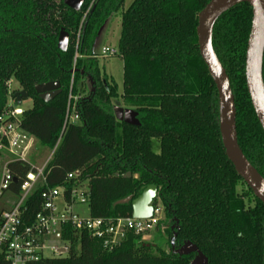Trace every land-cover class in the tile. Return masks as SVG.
Instances as JSON below:
<instances>
[{"label":"trees","instance_id":"16d2710c","mask_svg":"<svg viewBox=\"0 0 264 264\" xmlns=\"http://www.w3.org/2000/svg\"><path fill=\"white\" fill-rule=\"evenodd\" d=\"M63 1L0 0V116L9 98L6 83L13 81L11 96L23 91L32 102L20 116V128L43 147L54 149L44 170L45 182L24 204L23 220L28 224L33 219L46 188L76 186L66 179L74 171L80 173L78 184L88 186L93 218L130 217V203L116 202L136 198L154 185L164 208V220L156 229L163 227L169 251L141 242L142 235L134 233L108 251L86 232L74 236L66 228L63 238L71 241L69 255L36 264H190L195 254L172 253L173 234L176 248L192 243L207 264H264V206L225 154L217 90L198 50L197 15L210 0H133L125 11V0H84L78 12ZM117 13L120 94L100 73L92 51L101 27ZM251 20L246 3L223 13L213 27L212 47L232 91L237 144L264 179V133L244 76ZM61 30L69 37L66 52L57 49ZM262 78L264 84V52ZM80 80L90 85L86 96L77 91ZM55 81L61 93L44 103L34 87ZM113 100L133 109L138 125L116 121ZM68 103L74 104L78 122L64 125ZM4 153L0 149V158ZM5 164L16 180L8 190L16 199L21 180L33 169L12 159ZM127 173L130 178L123 177ZM152 206H158L157 200Z\"/></svg>","mask_w":264,"mask_h":264},{"label":"built area","instance_id":"2783aa9c","mask_svg":"<svg viewBox=\"0 0 264 264\" xmlns=\"http://www.w3.org/2000/svg\"><path fill=\"white\" fill-rule=\"evenodd\" d=\"M111 48L101 50L102 58L113 55ZM13 81L6 83L9 92V103L0 116L3 122L0 129V149H4L12 160L25 162L28 153L33 148L34 138L20 128L22 109L15 105L11 96ZM76 98L69 96V100ZM78 122L74 113V104L68 103L64 125ZM1 140L5 142L2 145ZM54 149L45 164L29 171L21 180L20 191L13 206L0 213V264H36L41 260L61 258L69 255L71 241L63 238V231L71 229L73 235L86 232L91 238L99 240L105 250L118 247L126 234H145L154 230L161 219L158 206L153 208L151 218L103 219L81 217L75 209L79 206L88 207V186L86 183L78 184L80 173L74 171L66 175L67 180H73L76 186L70 189L63 187L46 188L40 193V204L33 219L26 224L23 220L25 214L24 204L37 185L45 182L44 170L51 159ZM26 163V162H25ZM13 177L3 167L0 180V191H8ZM61 190V191H60ZM49 242H58L63 245L54 246ZM49 256H46V255Z\"/></svg>","mask_w":264,"mask_h":264},{"label":"water","instance_id":"95a60500","mask_svg":"<svg viewBox=\"0 0 264 264\" xmlns=\"http://www.w3.org/2000/svg\"><path fill=\"white\" fill-rule=\"evenodd\" d=\"M63 3L71 10L78 12L84 0H64ZM241 3L248 4L252 10L251 27L245 55V84L254 114L264 133V84L262 78L264 0H210L197 15L195 33L200 57L217 90L219 133L225 154L245 185L264 206V179L247 161L237 144L232 91L225 70L212 47V31L215 22L223 13ZM68 43V34L61 30L57 39V49L66 52ZM34 91L44 103H48L61 93L60 84L57 81L36 85ZM14 98L18 106L22 99L27 98V94L20 91L14 94ZM113 113L115 120L118 122L133 126L138 125L137 114L132 110L114 107ZM123 177L130 178V174L127 173ZM13 181L16 182L15 179ZM156 192L157 187L149 185L135 199L127 197L116 202V205L130 203L132 218L148 219L151 218L153 213L152 201ZM174 238L175 234L170 239L173 254L178 256L195 254L190 264H207L206 257L192 243L186 242L178 250H174Z\"/></svg>","mask_w":264,"mask_h":264},{"label":"rangeland","instance_id":"374dc122","mask_svg":"<svg viewBox=\"0 0 264 264\" xmlns=\"http://www.w3.org/2000/svg\"><path fill=\"white\" fill-rule=\"evenodd\" d=\"M132 1L133 0H125L121 11H125L132 3ZM120 29V13H117L105 22L92 48L93 53L96 55L100 73L102 75H105L109 80H112L115 83L118 94L122 92V60L117 54L109 58H102L100 55L103 48H112L117 52V43L120 35ZM76 88L80 93V96H86L90 90V85L87 81L80 80L77 83ZM15 89L16 86L15 84H13L12 91H14ZM7 101V103H9V99ZM112 103L116 107L122 106L119 100H113ZM17 107L22 109V111L28 110L32 107V102L30 99H24ZM152 150L154 152L158 151V146L155 141H152ZM50 155L51 151L43 147L36 139H34L33 148L28 153L25 162L32 168L39 169L45 164ZM9 159L11 158L7 152L4 153L0 158V180L3 173V167ZM240 191L241 187L238 188V192ZM15 200V196L10 191H0V213L11 208L15 203ZM158 209L159 214L156 215V217L161 219L160 222H163L164 217L162 213V206L160 204L158 205ZM75 211H77V213H79L81 217H88L89 215V209L86 206H79L75 209ZM162 229L163 227H161L160 230L155 228L148 233L142 234L141 242L154 248L160 249L164 252H168L169 240ZM50 245L60 246L63 244L61 242H49V246Z\"/></svg>","mask_w":264,"mask_h":264},{"label":"flooded vegetation","instance_id":"af4514ba","mask_svg":"<svg viewBox=\"0 0 264 264\" xmlns=\"http://www.w3.org/2000/svg\"><path fill=\"white\" fill-rule=\"evenodd\" d=\"M113 16H114V15H113ZM113 16H112V17H113ZM112 17H110V18H112ZM111 49H112V48H111ZM112 50H113V52H114L112 56L116 55L117 52H116L114 49H112ZM112 56H111V57H112ZM114 107H116V106H114ZM114 107H113V108H114ZM120 108H122V109H128V110H132V111H134L133 109L126 108V107H124V106H121ZM136 120H137V118H136ZM137 121H138V120H137ZM130 177H131V175H130ZM157 190H158V189H157ZM142 191H143V190H142ZM142 191H141V192H142ZM140 194H141V193H140ZM140 194H139V195H140ZM139 195H138V196H139ZM138 196H137V197H138ZM132 199H135V198H132ZM153 200H157L158 205L160 204V205L162 206V204H161V202H160V199L158 198V191L156 192L155 198H154ZM152 202H153V201H152ZM162 213H163V217H164V208H163V206H162ZM163 217H162V218H163ZM180 247H181V246H180ZM180 247L176 248V246H175V244H174V250H178ZM170 249H171V247H170ZM171 251H172V249H171ZM174 255H175V254H174ZM194 257H195V256H194ZM193 259H194V258H193ZM193 259H192V260H193Z\"/></svg>","mask_w":264,"mask_h":264}]
</instances>
